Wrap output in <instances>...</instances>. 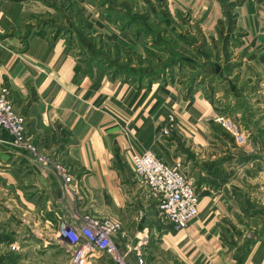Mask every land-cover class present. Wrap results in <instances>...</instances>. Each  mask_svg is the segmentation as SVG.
I'll list each match as a JSON object with an SVG mask.
<instances>
[{
    "label": "crops",
    "instance_id": "1",
    "mask_svg": "<svg viewBox=\"0 0 264 264\" xmlns=\"http://www.w3.org/2000/svg\"><path fill=\"white\" fill-rule=\"evenodd\" d=\"M114 6L0 0V89H8L25 118L29 140L66 165L72 178L67 184L34 163L0 131V264H67L59 224L86 217L121 223L114 241L128 264H138L139 253L145 264H264V238L247 245L258 227V206L264 209L258 159L242 161L243 147L214 123L224 113L222 103H237L234 117L251 131L245 158H264L262 118L235 88L243 83L264 99V0H133L121 6L128 16L138 10L145 22L149 11L150 21L198 30L195 65L174 70L200 72L193 84L189 74L169 82L114 76L101 42L143 54L133 33L106 19V8ZM152 39L167 38L159 33ZM99 58L106 64L93 60ZM217 85L227 86L223 98ZM145 151L170 167L180 165L198 190L199 215L184 230L161 217L158 202L137 182L131 158ZM92 264L116 263L97 253Z\"/></svg>",
    "mask_w": 264,
    "mask_h": 264
},
{
    "label": "built area",
    "instance_id": "2",
    "mask_svg": "<svg viewBox=\"0 0 264 264\" xmlns=\"http://www.w3.org/2000/svg\"><path fill=\"white\" fill-rule=\"evenodd\" d=\"M246 1L257 3L259 0ZM8 96V89L1 88L0 131L11 137L15 147L29 152L34 163L46 169H53L65 183L70 184L72 178L68 167L42 155L29 140L26 120L16 113ZM214 123L233 138L237 147H244L249 143L251 133L235 118L218 115L214 118ZM131 165L137 182L158 202L161 217L174 230H184L198 217L200 201L198 190L181 170L180 165L170 167L151 151L133 154ZM121 231L122 225L118 221L86 217L81 223L61 221L58 239L70 247L72 264H92L97 253L109 256L116 264H128L114 241ZM18 249L12 248L13 251ZM138 264H145L140 253Z\"/></svg>",
    "mask_w": 264,
    "mask_h": 264
},
{
    "label": "trees",
    "instance_id": "3",
    "mask_svg": "<svg viewBox=\"0 0 264 264\" xmlns=\"http://www.w3.org/2000/svg\"><path fill=\"white\" fill-rule=\"evenodd\" d=\"M158 1H162V0H158ZM98 4L103 8H105L108 5L107 2L106 3L98 2ZM121 9L122 8L118 9V7L106 8V12H105L106 19H108L110 22L117 25L122 30V32L133 33L135 36V39L140 43V46L143 48V54H139L132 49H129V48L126 49L117 44L110 46L104 42H101V46L103 48L104 46L107 47V55H108L107 64H111L113 59L120 61L121 51H123L126 54L125 56H126L127 64L125 65L124 69H120L122 67L121 65H118L119 68L115 69V65H114L115 63L109 66L110 68L109 70L112 71V74L114 76L116 77L125 76L126 79L131 80V81L133 80L143 81L145 79H149L150 81L151 80L152 81L161 80L165 78V74L163 73L164 71H168V70L174 71L175 68L183 69L187 67L188 64L195 65L196 63L195 56L199 57V54L196 50H195L196 52H194V50H189L188 52L187 50L180 48L181 50L179 51H173L171 49L172 46L169 47L165 43H162V42L158 44H155L153 42L151 43V38H153L156 34L158 35L161 32L160 27L163 29V26L166 24L165 19L155 18V20L150 21L151 14L149 11H147V13L145 14L147 20L145 22L143 20V17H140L138 13H135L138 10L132 9L131 11L132 15L128 16L127 14L123 13ZM134 13L136 14V16H134L135 15ZM164 35L168 37L167 34H164ZM169 39H171L173 43L175 42L172 40V37ZM180 40H183L182 43L185 46L188 45V48H192L191 46L194 45L193 42L190 43L184 39H180ZM143 41H147V43ZM110 49L116 50L117 56L116 55L110 56ZM146 55L148 57L147 60L143 58V56H146ZM169 55L171 57V61L168 62V60H166V62H164L163 64V56L169 57ZM93 60L97 61L99 64L106 62L105 59L103 58H99V60L98 59H93ZM135 60H137L138 65H135ZM147 61H149L148 63H151V62L155 63L156 64L155 68L152 70H147V72H142V73H139L140 70H142V68L137 70V72H134L131 69L132 66H139V67H141L142 65L146 66ZM200 75H201L200 72L195 73L193 77L191 78V84L195 83L200 77ZM259 236L260 238H264V229ZM255 241L256 239H254L253 241L250 240L247 245L250 246Z\"/></svg>",
    "mask_w": 264,
    "mask_h": 264
},
{
    "label": "rangeland",
    "instance_id": "4",
    "mask_svg": "<svg viewBox=\"0 0 264 264\" xmlns=\"http://www.w3.org/2000/svg\"><path fill=\"white\" fill-rule=\"evenodd\" d=\"M92 1H94V2H99V3H108V4H111V5H116V6H114V7H118V8H122L121 6H123V4H128L130 1L132 2L133 0H92ZM133 4V3H132ZM119 5V6H118ZM135 13H138V11H136ZM174 27H177V26H171V24H165L164 26H163V29L160 27V30H161V34H163V36L164 37H166V35H164V34H167L168 35V37H166L167 39L165 40V42H164V40H163V42L162 43H165L167 46H169V47H171V49L173 50V51H179V50H181V49H184V50H187L188 52H189V50H194V52H196L195 51V46L196 47H201L202 46V43L199 45L197 42H199V40L197 39V36H198V30L196 29V28H193V27H189L188 25H185L184 27L185 28H178L177 27V29H175ZM163 30H164V32H163ZM190 35H193L194 37H196V38H194V39H191L190 38ZM189 36V37H188ZM172 37V40L173 41H175L174 43L171 41V39H169V38H171ZM180 39H184V40H186V41H188V42H193V46H191L192 48H188V45L187 46H185L183 43H182V41L183 40H180ZM151 40L152 41H154V39H152L151 38ZM148 41H149V39H148ZM225 41V43L227 44L228 42H227V40H224ZM143 42H146L147 43V41H143ZM198 45V46H197ZM104 46V45H103ZM110 46H113V45H110ZM220 47L221 48H224V52H226V47H223L222 46V44L220 45ZM181 48V49H180ZM213 48V52H217L218 50H217V48H214V47H212ZM212 48H210L209 50H211ZM104 49H105V54H106V52H107V47L106 46H104ZM203 50V49H202ZM206 51H208V50H205V52ZM209 52V51H208ZM117 56V52H116V50H112V49H110V56ZM126 54L123 52V51H121V53H120V57H121V59H120V61H117L116 59H113L112 60V62L113 63H115L114 65H115V69H117V68H119V66L118 65H121L122 67H124L125 68V65L127 64V60H126V56H125ZM104 58H108V55L106 56H103ZM193 57V56H192ZM143 58L144 59H148V57H147V55L146 56H143ZM195 58L196 59H198V56H195ZM225 59V58H224ZM166 60H168V62H170L171 61V57H170V55H169V57H167V56H163V64H164V62H166ZM226 61V64H225V66L227 65V64H231L232 65V63H231V58L230 59H227V60H225ZM149 61H147V65L145 66V65H142L141 67H139V66H132L131 67V69H134V72H137V70H139L140 68H142V70H140V72L139 73H142V72H147V70H152V69H154L155 68V66H156V64L155 63H148ZM117 64V65H116ZM135 65H138L137 64V60H135ZM234 66L236 67V69L237 68H239L240 67V65H238V63L237 62H235L234 63ZM121 69V68H120ZM146 70V71H145ZM149 72V71H148ZM164 74H165V78H167V79H165L167 82H169V81H172V80H174V79H181L182 78V76L183 75H187V74H189L188 76H189V78H190V80H191V78L193 77V75L196 73H188L187 71H184V72H182V71H172V70H168V71H164L163 72ZM228 73H230V72H225L224 73V75L223 76H230V74H228ZM167 76V77H166ZM226 76V77H227ZM240 78H244V76L242 75V76H240V75H238ZM226 79V78H225ZM246 84V83H245ZM239 85H241V86H236L235 88L237 89V92L239 93H237L239 96V98H246V101H247V107H249V105L253 108V112H255V116L256 117H259V118H262V120L260 121L261 123H260V126L261 127H264V99L263 98H260V97H257L256 96V93H254L255 91L254 90H252V91H250L249 89L250 88H248L247 86H243L244 84L243 83H241V84H239ZM222 87H224V88H227V86H219V85H217V88L215 89L216 90V92H218L219 93V96L220 97H217V98H221L222 96L220 95V93L222 92V90H223V88ZM217 89H218V91H217ZM232 90L234 89V87H232L231 88ZM213 91V90H212ZM215 92V93H216ZM213 93H214V91H213ZM215 96H217V93H216V95ZM214 96V97H215ZM223 98V97H222ZM223 105H221L222 107H224L223 109H224V113H222L221 115H227V116H230V117H233V118H235L236 120H238L237 119V117H234V114H236V112L237 113H239L240 112V110H239V106H236L237 105V103H236V105H233V106H235V107H231V105L230 106H228L227 104H226V106H225V104L224 103H222ZM220 105V104H219ZM239 121V120H238ZM239 123L244 127V124H242L240 121H239ZM244 128H246V126L244 127ZM247 129V128H246ZM249 132H251L250 131V129H247ZM263 130H264V128H263ZM251 138V137H250ZM252 141H253V137H252ZM249 144V143H248ZM247 144V145H248ZM246 145V146H247ZM264 145V144H263ZM262 145V147L264 148V146ZM246 146H244V147H246ZM244 147L243 148H241L242 150L239 152V155L240 156H242L244 159L242 160V161H248V160H255V159H258L255 163L256 164H258V168L256 169L257 170V173L259 174V179H258V181L259 182H264V158L263 159H261L260 157H253V158H245V156H246V154H245V152L243 151V149H244ZM236 148L237 149H239L237 146H236ZM264 152V151H263ZM264 156V155H263ZM252 157V156H251ZM262 157V156H261ZM250 173H253V174H255V172H250ZM261 186H264V184H262L261 185V183H260V185H258L257 187H261ZM261 190V189H260ZM259 197H260V200L262 199V197H261V195H259ZM259 207V213H260V215L258 216V222H257V225L256 226H258V227H256V229L255 230H253L252 232H251V238L249 239V241L250 240H254V239H256V241L258 240V239H261L260 238V234L262 233V231H263V229H264V209H262V207L259 205L258 206ZM20 220V219H19ZM63 246H64V248L66 249V252L65 253H61V258L63 257V255H64V257L66 258V261H67V264H72L71 263V256H70V253H69V249H70V247L69 246H67L66 244H63Z\"/></svg>",
    "mask_w": 264,
    "mask_h": 264
}]
</instances>
